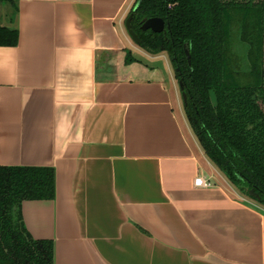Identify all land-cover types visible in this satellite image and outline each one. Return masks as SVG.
<instances>
[{
  "label": "crops",
  "instance_id": "0c3cea01",
  "mask_svg": "<svg viewBox=\"0 0 264 264\" xmlns=\"http://www.w3.org/2000/svg\"><path fill=\"white\" fill-rule=\"evenodd\" d=\"M134 2L0 4L18 31L0 47V167L55 173L54 198L23 202V224L53 241L54 264H264V209L202 152L174 73L120 74L139 49L124 27Z\"/></svg>",
  "mask_w": 264,
  "mask_h": 264
},
{
  "label": "trees",
  "instance_id": "16d2710c",
  "mask_svg": "<svg viewBox=\"0 0 264 264\" xmlns=\"http://www.w3.org/2000/svg\"><path fill=\"white\" fill-rule=\"evenodd\" d=\"M16 1L0 4L16 13ZM138 1L128 13L136 46L167 56L202 152L240 196L264 209V0H141L133 10ZM151 18L164 21L163 33L140 30ZM17 44L18 31L0 24V47ZM135 61L126 51L125 64ZM54 194L53 168L0 167V264H54L53 241L33 239L21 212L23 202Z\"/></svg>",
  "mask_w": 264,
  "mask_h": 264
},
{
  "label": "rangeland",
  "instance_id": "374dc122",
  "mask_svg": "<svg viewBox=\"0 0 264 264\" xmlns=\"http://www.w3.org/2000/svg\"><path fill=\"white\" fill-rule=\"evenodd\" d=\"M241 1H246V0H241ZM258 1V0H256ZM3 5H7V4H1ZM1 11L2 15H4V8L2 7ZM134 43V42H133ZM135 44V43H134ZM132 52V55L139 61L138 63L140 64V66H138L137 62L134 63L133 65L131 64H122V69H120V74L123 75L124 77H128L130 76L131 78H146V76L151 75V74H162L163 76H165V79H168V75L173 74L174 70L173 67H171L172 65L169 63V61H167V59L165 60L164 57L161 56H157L154 58L149 57L148 55H146V53H144L143 51L139 50V49H131L130 50ZM124 57V56H122ZM144 65H148L150 67H156L157 70L153 73L151 71L148 72H143L142 70H144L143 67H145ZM139 69L138 71H135V69ZM150 70V69H149ZM176 84L178 85V81H176ZM214 167V166H213ZM215 168V167H214ZM216 169V168H215ZM217 170V169H216ZM254 203L258 204L256 201L253 200Z\"/></svg>",
  "mask_w": 264,
  "mask_h": 264
},
{
  "label": "water",
  "instance_id": "95a60500",
  "mask_svg": "<svg viewBox=\"0 0 264 264\" xmlns=\"http://www.w3.org/2000/svg\"><path fill=\"white\" fill-rule=\"evenodd\" d=\"M141 0H139L134 9L136 10L137 6L139 5ZM132 20V14L128 15V17L125 19V23H124V27L125 30L127 32V34L129 35V37L131 38V40L135 43V44H139L140 40L138 39L137 35L131 30L130 27V23ZM13 29V28H11ZM140 30L145 32V31H151L153 33H163L165 31V23L162 19L159 18H151V19H144L142 21V25L140 27ZM177 71V70H176ZM178 88L181 92V99H182V103L184 104L186 102V96L185 94L182 92L183 86L181 82H178ZM249 195L252 196L255 199H259L258 195H256L253 190H251L249 192Z\"/></svg>",
  "mask_w": 264,
  "mask_h": 264
},
{
  "label": "built area",
  "instance_id": "2783aa9c",
  "mask_svg": "<svg viewBox=\"0 0 264 264\" xmlns=\"http://www.w3.org/2000/svg\"><path fill=\"white\" fill-rule=\"evenodd\" d=\"M194 186L199 188H209L212 186V183L208 180L203 179L202 177H198L194 181Z\"/></svg>",
  "mask_w": 264,
  "mask_h": 264
}]
</instances>
